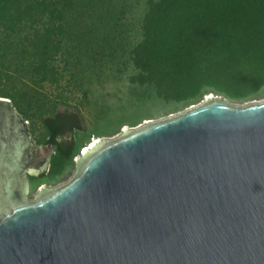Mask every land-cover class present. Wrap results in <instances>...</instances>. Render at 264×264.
Masks as SVG:
<instances>
[{"label": "water", "instance_id": "95a60500", "mask_svg": "<svg viewBox=\"0 0 264 264\" xmlns=\"http://www.w3.org/2000/svg\"><path fill=\"white\" fill-rule=\"evenodd\" d=\"M52 153L0 97V264H264V100L124 127L29 198Z\"/></svg>", "mask_w": 264, "mask_h": 264}, {"label": "trees", "instance_id": "16d2710c", "mask_svg": "<svg viewBox=\"0 0 264 264\" xmlns=\"http://www.w3.org/2000/svg\"><path fill=\"white\" fill-rule=\"evenodd\" d=\"M72 2L0 0V97L25 120L30 101L43 106L41 89L63 76L58 59L67 52ZM141 31L130 50L136 71L129 81L151 85L159 98L186 101L209 87L244 99L264 86V0H146ZM38 117L42 143L53 150L49 172L58 173L75 150L82 116L64 110Z\"/></svg>", "mask_w": 264, "mask_h": 264}, {"label": "rangeland", "instance_id": "374dc122", "mask_svg": "<svg viewBox=\"0 0 264 264\" xmlns=\"http://www.w3.org/2000/svg\"><path fill=\"white\" fill-rule=\"evenodd\" d=\"M145 9L146 0H73L65 15L63 40L67 52L58 59L63 76L58 84L41 89L47 97L38 103L43 106L30 101L26 122L33 127L41 147L46 145L42 143L44 130L39 114L79 110L83 129L75 131V150L58 173L49 172V160L43 175H28L29 198L43 186L56 187L69 180L76 169L75 158L94 138L116 137L124 127L135 128L144 122L183 112L209 96L221 97L236 105L264 100V86L244 99L205 87L200 97L175 101L159 98L149 84L131 83L129 76L136 69L130 50L141 39Z\"/></svg>", "mask_w": 264, "mask_h": 264}, {"label": "bare ground", "instance_id": "6f19581e", "mask_svg": "<svg viewBox=\"0 0 264 264\" xmlns=\"http://www.w3.org/2000/svg\"><path fill=\"white\" fill-rule=\"evenodd\" d=\"M96 140H98V138H94L92 141H90V145L93 143V142H95ZM90 145H88L87 147H89ZM87 147H85V148H87ZM84 148V149H85Z\"/></svg>", "mask_w": 264, "mask_h": 264}]
</instances>
